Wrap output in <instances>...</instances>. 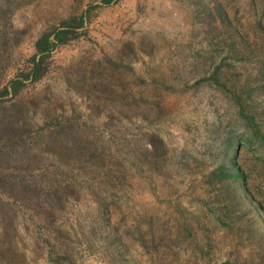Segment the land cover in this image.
I'll return each mask as SVG.
<instances>
[{
    "label": "rangeland",
    "instance_id": "374dc122",
    "mask_svg": "<svg viewBox=\"0 0 264 264\" xmlns=\"http://www.w3.org/2000/svg\"><path fill=\"white\" fill-rule=\"evenodd\" d=\"M249 1L0 0L1 259L264 264V21ZM75 18L13 94L35 43ZM230 163L245 186L213 177Z\"/></svg>",
    "mask_w": 264,
    "mask_h": 264
},
{
    "label": "trees",
    "instance_id": "16d2710c",
    "mask_svg": "<svg viewBox=\"0 0 264 264\" xmlns=\"http://www.w3.org/2000/svg\"><path fill=\"white\" fill-rule=\"evenodd\" d=\"M260 4V8H258L259 12H257V10L255 9L256 6ZM247 6H251L249 11L250 12H255L254 15H250L255 18L256 20V26L257 28L260 27V21H264V17H260L264 16V0H250ZM228 16V15H227ZM256 16V17H255ZM229 17V16H228ZM222 19H224L222 17ZM80 22H77V21ZM82 26V18L80 19H72V20H68L67 22H64L61 26V28L59 30H57L55 33L53 34H45L43 35L36 43L34 46V50H35V54H34V58L32 60V64L31 67L29 68V70L27 71V74H25L23 76L22 79H17V80H13L10 83V91L13 94H16L19 89L23 86V82L25 80L31 79V81H36L38 79H40V77L44 74V69H43V65L45 64V60L47 58L48 52L50 51L51 48L62 45L64 43H66L68 40H70V38L75 37L73 36L75 34V30L76 28H79ZM53 36L52 39H50V37ZM212 77L214 78L215 81H217L218 77L216 76V73L212 74ZM6 93H8V89L6 88ZM213 177L216 179H232V182H236L239 180L240 183H242V186H245V175L243 174V172H241L240 168L238 167V165H230L226 168L224 166H220L218 169H216L213 172ZM101 216L102 218H109L108 215V211L106 209L103 210V212H101ZM44 216L46 214H43ZM12 231L13 228H12ZM9 232V231H8ZM10 233V232H9ZM49 241V239H47ZM47 241L48 244H50ZM4 249L7 250L10 253H13L17 256L18 254V249H17V244L15 243V240L11 239V240H6L4 241ZM54 249V247H51V250L49 252V257H52V250ZM19 257V256H17ZM66 258H68V256H66ZM17 260V259H16ZM19 260V259H18ZM0 261L2 264H9L8 262H6V259H1ZM20 264H26L24 261V258L22 257V259L19 260Z\"/></svg>",
    "mask_w": 264,
    "mask_h": 264
}]
</instances>
